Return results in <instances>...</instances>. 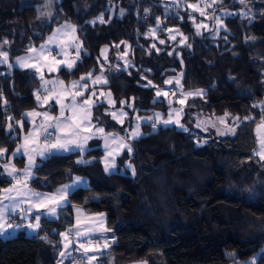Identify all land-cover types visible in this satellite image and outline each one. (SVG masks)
Wrapping results in <instances>:
<instances>
[{
  "label": "trees",
  "instance_id": "1",
  "mask_svg": "<svg viewBox=\"0 0 264 264\" xmlns=\"http://www.w3.org/2000/svg\"><path fill=\"white\" fill-rule=\"evenodd\" d=\"M180 1L184 5L194 0ZM116 2V15L109 20V7ZM221 9L247 15L225 18V29L216 35L198 33L187 7L180 10L152 0H61L35 33V6L26 0H0V50L7 51L12 62L40 46L62 23L77 26L84 47L81 64L73 71L60 69L58 77L69 83L89 72L96 76L104 65L108 83L99 88L110 91L115 108L127 116L119 123L109 106L98 101L92 108L93 122L105 133L123 137L132 149L129 153L122 148L113 173L105 171L104 151L96 142L84 154L39 160L28 184L35 191L56 193L77 176L87 179L88 186L69 194L57 219L42 217L36 234L22 230L9 239L0 237V264H58L60 233L74 238L77 209L107 215L112 242L95 264H245L254 257L255 264H264V160L256 155L255 132L264 122V0H220L215 12ZM102 14L107 18L103 23L96 20ZM158 27L163 44L147 37ZM170 34L180 38L171 42ZM183 37L187 39L182 44ZM126 44L127 65L118 59ZM103 47L110 49L108 62L100 59ZM148 81L154 87L147 86ZM40 88L34 70L0 66V148L7 149L0 157V198L14 184L3 165L29 131L25 113L45 109L35 95ZM197 91L204 95L187 96ZM184 95L188 122L227 113L236 133L215 139L159 122L154 129L156 115L167 118ZM17 121H23L22 128ZM137 123L141 134L131 138ZM14 161L19 168L25 164L22 157Z\"/></svg>",
  "mask_w": 264,
  "mask_h": 264
},
{
  "label": "snow or ice",
  "instance_id": "2",
  "mask_svg": "<svg viewBox=\"0 0 264 264\" xmlns=\"http://www.w3.org/2000/svg\"><path fill=\"white\" fill-rule=\"evenodd\" d=\"M246 0H239V3L245 4ZM53 3V0H47L46 7H50ZM213 3H215V0H213ZM211 4L204 3V8L211 7ZM187 7L192 8L194 11H198L201 16H206V12L200 7L199 4H189ZM47 13L41 12V15H46ZM121 14H123V10H121ZM244 15H247V13H244ZM100 22L103 23V17L101 16ZM217 23L222 25V21L219 17H216ZM202 25L197 24V31L199 32V29ZM203 27H207V25H203ZM76 28L75 26H72L70 24H65L61 28H58L56 32L53 33L52 36L49 37L48 43L51 44L53 42H58L57 37L63 34L65 37H67L70 33H75ZM153 32L155 29L152 30ZM168 31L171 33L172 30L168 29ZM171 39L175 40L176 37L173 35L171 36ZM187 37H184L183 40L180 41V43H184V40H186ZM4 44H8V41L5 40L3 42ZM160 43H165L164 40H160ZM60 46V54L63 57L62 59H57L55 56H52L51 62L48 66V71H57L59 69V66L63 65L67 69L71 70L79 61L80 59V52L81 48L78 46V44L72 43L71 40H65L64 42L59 43ZM155 48V45H153ZM69 48L74 50L75 52V59H72L69 61L68 56L70 55ZM159 49H157L158 51ZM29 52L35 53V56H25V57H18L16 59V63L21 67H27L30 69H33L36 73L39 74L40 80L43 82L41 85V89L38 90L35 95L38 101H40V91H43L45 93L44 100L51 102L52 100H55V103L60 106V113L59 116H50L48 112H29L26 115L29 117H36L40 116L43 117L44 120L49 121V123L44 124L41 123L40 125H33V131L29 135H26L24 137V142L15 149V153L13 155L23 152L24 155L27 156V164L23 169H17L14 164H11L9 162L4 163L3 167L5 171L7 172V175L12 178V180L15 181L14 184H12L11 187L5 188L3 191L5 195L0 198V235H3L8 231L9 228L12 227H20L19 224L13 225L9 222V215L6 209L9 208V205L4 204L5 200L10 201H18L11 205L12 209L15 211L16 209H19L21 213L26 214L25 216H22V218H31L34 220V223H29L28 227L33 229H38L40 227V216L36 215L34 217H31V212L33 209H35L37 212L41 209L46 210L48 214L55 216L57 213V209L60 207L61 203L66 201L67 195H68V189L72 187V185H63L60 189L57 190L56 193L53 194H44L39 192H34L31 190L28 186V180L32 177V169H34L36 165V157H46L54 153L55 151H68L71 147L75 146L79 148L81 151L84 150V144L88 139H90V136H81L82 131H86L88 128L92 127L91 125V107L94 106L96 101L92 100L91 97H95L97 95L96 91H91V95L88 97H83L82 101L80 103H77V97L82 96L84 91L88 90V84L87 81L91 80L93 73L89 72L86 76H81L79 81H73L71 82V85L69 87L64 86V81L62 80H46L44 78V74L42 71V68L38 66V64L41 62V60H47L48 56L51 55V49L47 47V45H41L39 50L36 48H30L28 50ZM105 52L107 49L104 50ZM47 53V55H46ZM103 55V52H102ZM105 59L107 57L105 56ZM26 61H35L34 63H25ZM8 63V52L0 50V64H6ZM9 67H12L11 64H8ZM101 74L96 76L94 80H92V84H106L107 80L103 76V66H101L100 69ZM83 82V83H81ZM165 83L170 84L172 81H165ZM176 84H179V80H176ZM46 85H51L52 87H46ZM57 85H60V88L57 89ZM147 86H153L151 81H148ZM154 87V86H153ZM55 93V95H53ZM162 93V90H157L156 95L160 96ZM165 96H167V93H163ZM101 96L104 95L103 92L100 93ZM188 96L197 95V96H203L204 93L202 91H197L195 93H187ZM62 97L64 99H68V103L64 104L61 102ZM108 103L114 104L115 102L111 100V94H108ZM6 102V101H5ZM122 103H126V101H122ZM179 103H183V100L179 101ZM41 106H44V102H41ZM255 106V105H254ZM71 112L70 116H66L65 113ZM183 109L179 110H173L168 114V119L162 120L160 122L167 124L175 123L176 125L180 126L181 128L184 127L183 124L180 123V121L173 120V115L179 116ZM82 113V114H80ZM110 115L113 116V118H116V112H110ZM121 115H127L126 113L121 112ZM229 114L225 113V116ZM11 119V117H9ZM139 117H137V120L139 121ZM148 120H152V117H148ZM237 121L240 119L239 117L235 118ZM245 119H248L247 117ZM157 120H160V114H157ZM218 122L223 123V118H217ZM123 123V121H120ZM17 124L22 128L23 127V121H17ZM151 126L155 129L157 126V122L153 121ZM13 125L9 124L8 128L11 130ZM139 123L136 125V130H133L130 133L131 138H135L139 136L141 133L139 132ZM197 128L202 127L200 123L196 124ZM213 127H215V124H213ZM53 128L56 130L58 134L54 136L53 139L49 140L48 136L52 135L48 132V129ZM187 130V129H185ZM99 133H104V128L100 127L96 129ZM217 131L223 135L226 134L224 131H221L220 129H217ZM228 131H232V129H228ZM109 136L112 137L113 142L119 141V145L122 147L127 148L128 152L130 153L132 151L131 147L127 145L124 141L123 137H117L115 134H109ZM42 141V144H41ZM105 146L107 147L108 144V137H105ZM7 152V149L0 148V157H4ZM261 157L262 160H264V140H261V151L257 153ZM108 156H112V153L109 152ZM82 162V161H81ZM115 160L114 158L112 160H109L108 157L105 158V171H109L110 168H115ZM128 167L132 170L133 175L135 174V168L131 165V163L128 164ZM18 173H22V175H18ZM81 178L76 177L74 184H78L80 182ZM30 194V195H29ZM19 198V200H18ZM26 203L28 205V208L25 209L21 207V204ZM103 215V214H101ZM77 224H79V220H77ZM107 231V229H105ZM61 236L64 237L65 241H68L63 245V250L59 252V256L61 258L66 257L67 255H70L68 253V248L71 247V241L69 240V234L68 233H60ZM88 233L81 232L79 228L76 230V236L79 237H86ZM105 247H107V241H105L104 244ZM80 249L83 250V254L87 256V254L91 251H99V248H93L92 247V241L88 240L87 243H81ZM96 259L95 256H87V262L88 264H91L92 261ZM60 264V262H58Z\"/></svg>",
  "mask_w": 264,
  "mask_h": 264
},
{
  "label": "rangeland",
  "instance_id": "3",
  "mask_svg": "<svg viewBox=\"0 0 264 264\" xmlns=\"http://www.w3.org/2000/svg\"><path fill=\"white\" fill-rule=\"evenodd\" d=\"M219 2H220V0H215V3H213V0H194V1H187V3L184 4V7H187V5H189V4H199L200 7L206 12V16H202L204 19L199 21V20L196 19V16L200 15V13L198 11H194L192 8L187 7L189 9V12L191 13V20H192L196 30H197V27H196L197 24H201L202 25L200 27V29H199V32L197 31L198 33H201L203 31H214L215 34L217 35V33H220L222 30L225 29V24H224V19L225 18L233 17V16H236L238 14H241V13L243 14L244 13L242 10H234V9H221L218 13H216L215 12L216 11V4L219 3ZM45 3L46 2H44V3L40 2V0H26V4L34 5L38 9V13H39L38 19L34 22V24L32 26L33 27V31L35 33H39L41 31L43 25L48 21V19L50 17L49 13L47 12V7L45 6L47 3L46 4ZM178 3H179V1L177 3H175V5L174 4L173 5L171 4V5L174 8L179 9V8H181L180 7L181 3H179V4ZM204 3L211 4L212 6L208 7V8H204ZM116 6H117V2L115 3L114 6H110L109 7V9H110L109 20H111V19H113L115 17L116 9H117ZM41 12H44V13H47V14L42 16ZM211 14H214V18H215L212 21L210 20L212 17L209 16ZM101 16L103 17V21L104 22L107 21L106 16L102 14L96 19L98 22H100L99 18ZM216 17L220 18V20L222 21V25L223 26H221V24L217 23ZM65 24H70L72 26H75L73 23L64 22L61 25L57 26L53 30V32L48 35V37L44 40V42L41 43V45H47V47L51 49V55L48 56V59L47 60H43L42 59L41 62L38 64V66L42 68V71H43V74H44V78L46 80H62L60 77H58V72L60 71V69L66 68L65 66H63V65L59 66V69L57 71H52V72L48 71V66H49V64L51 62L52 56H55L57 59H62L63 58L61 56V54H60V46H59L60 42H64L65 40H71L72 43L78 44V46L81 48L80 59H79V61H77L76 65L72 69H75L76 67H78V65L80 66V64H81V57H82V54H83V51H84V47H83L80 35L78 33L77 26H75V28H76L75 33H70L67 37H65L63 34H61L60 36L57 37V41L58 42H53L51 44L48 43L49 37L52 36L53 33L56 32V30L58 28H61ZM203 25H207V27L205 28V27H203ZM156 31L157 30H155L153 33H150V35L157 34ZM158 40L160 41V40H163V39H158ZM40 46L34 47V48L39 50ZM129 47H130V45L126 44L124 46V49L122 50L121 54L118 57V59H120L125 65H127L129 63L128 60H127V55L130 53V51H129L130 48ZM105 49H107L106 52L104 51ZM3 51H5V50H3ZM69 52H70V55L68 56V59H69V61H71L72 59H75V52L71 48H69ZM102 52H103V55H102ZM109 53H110V49L108 47H103L101 52H100V55H101L100 59L104 60L105 62H108L107 59H108ZM35 55H36L35 53L28 52L27 54H25V55H23L21 57L35 56ZM46 55H47V53H46ZM105 56L107 57V59H105ZM34 62L35 61H26L25 63H34ZM8 64H11L12 67H9ZM0 66H5L8 69H11L13 67L20 68V69H30V68H27V67L19 66L16 63V60L12 62L10 60L9 56H8V63L0 64ZM102 66H103V73L108 71V69H106V67L104 65H102ZM38 76H39V74H38ZM84 76H86V75H84ZM79 80H74V81H79ZM71 82H73V81H70L69 83L64 81V86L66 88L69 87L71 85ZM42 83L43 82L41 81V85H42ZM81 83H83V82H81ZM46 87H49V85H46ZM59 88H60V85H57V89H59ZM88 91L89 90L83 92L84 93L83 97H87L86 94H87ZM42 92L43 91H40V96H42L41 99L44 98L43 97L44 93H42ZM98 92H100V93L103 92L104 95L101 96V95H99L100 94L99 93L95 97H91L92 100H94V101L97 100L96 103L98 101L106 103L109 106V109H108L109 113L110 112H116V118H114V119L118 120L119 123H121L120 121H123V123H124V120H125L127 115H121V112L126 113V111L124 109L115 108V103L114 104H109L108 103V98H109L108 94L109 93L111 94V100H113L115 102L112 93L110 91H102L101 89H99ZM164 93L168 94V89L164 90ZM90 95H91V92H90V94L88 96H90ZM185 96L186 95H184L179 100V101L183 100V103H179V101H177L178 105H174L170 109V112H172L174 109L175 110L183 109V111L181 112V114L179 116L173 115V120L175 121V120L178 119L180 121V123L184 125L183 128H181L180 126L176 125L175 123L165 125L164 123L160 122L162 120L168 119V117L165 118V119L160 118V120L156 121V122H159L160 125H162L164 127L175 126V127H177V129L182 130V131H191V130L195 129L196 131H198L200 133H204L206 135H211L215 139L226 137V136H233L236 133L235 127L231 126L227 122V118L225 116H223V117H207L205 120L199 121V123L202 125V127H200V128L196 127L197 123L188 122L186 119H184V113H185L184 112V101H185L184 98H185ZM78 98L79 97H77V99ZM170 100H171V98H170ZM171 102L175 103L176 101L172 100ZM217 118H223L224 122L223 123L218 122ZM213 124H215V127H213ZM185 129H187V130H185ZM217 129H220L221 131H224L226 134L221 135L217 131ZM228 129H232V131H228ZM255 132H256L257 141H258V149H257V152H256V155H257V153L261 151V140H264V122H262L259 125H257ZM257 156H259V155H257ZM115 165H116L115 168H110V170L107 171V172L108 173L116 172L117 164H115ZM80 178H81V180H80V182L78 184H74L75 179L72 182H70L68 184H65V185H72V187H70L68 189V193H72L73 191H75L78 188L87 187L88 186L87 179L82 178V177H80ZM13 182H15V181H13ZM34 192H38V191H34ZM4 195H5V193L3 191L2 195H1V198ZM18 200H19V198H18ZM16 202H18V201L14 202V201H10V200H5L4 204L9 205V208L6 209V211L8 212V215H9V222L11 224H13V225L19 224L20 227L9 228L6 233H4L3 235H0V237L3 238V239L12 238V237L16 236L22 230H26V232H27V234L29 236H32V235L36 234L38 232V230H39V228L38 229H33V228H29L28 227L29 223H34L33 219H31V218H22V216H25L26 214L21 213L19 211V209H16L15 211L12 209L11 205H13ZM64 205H66L65 202L61 203L59 208L63 207ZM21 207L27 209L28 205L26 203H24V204H21ZM59 208L57 209V213H56L55 216L48 214V212L46 210H43V209H41L38 212L35 209H33L32 212H31V217L39 215L40 216V220H41L42 217H46L48 219H57L58 218ZM101 214H103V215H101ZM77 220H79V224H77ZM75 223L76 224H75L74 238H71V236L69 235V240L71 241V247L68 248L67 251H68V253H70V255H67L64 258H61L59 256V262H60V264H77V262L74 259H76V260L77 259H81L84 263L88 264L87 256H95L96 259L91 262V264H95L97 262L98 258H100L103 254L106 253V251L108 250V247H109V243L112 242V240L108 239V235L110 234V230L107 227V215L105 213L89 214V213L85 212L82 209H77L76 212H75ZM77 228H79L81 230V232L88 233V235L86 237H79L78 238L76 236ZM105 229H107V231H105ZM68 234H69V232H68ZM88 240L92 241V247L93 248H99L100 250L99 251H91V252H89L87 254V256H85L83 254V250L80 249V244L81 243H85L86 244ZM105 241H107V245H108L107 247L104 246ZM67 242L68 241H65L64 237L62 236V249L60 251L63 250V245L65 243H67ZM256 260H257V257H254V258H252L251 260H249L245 264H255ZM111 264H114V261L111 262ZM232 264H237V263H232Z\"/></svg>",
  "mask_w": 264,
  "mask_h": 264
},
{
  "label": "crops",
  "instance_id": "4",
  "mask_svg": "<svg viewBox=\"0 0 264 264\" xmlns=\"http://www.w3.org/2000/svg\"><path fill=\"white\" fill-rule=\"evenodd\" d=\"M61 0H54L53 1V3L51 4V6L50 7H47V12L49 13V16H51V12H52V8H53V6L56 4V3H59ZM152 1H156V2H160L161 4H166V5H175V3H177L178 1H179V3H181V1L180 0H152ZM40 2H42V3H44V2H46L47 3V0H40ZM45 3V4H46ZM178 3V4H179ZM32 6H34V5H32ZM36 7V6H35ZM180 7L181 8H179L180 10H185V7H184V5L181 3V5H180ZM37 8V7H36ZM49 19H50V17H49ZM49 19H48V21H49ZM47 21V22H48ZM46 22V23H47ZM45 23V24H46ZM44 24V25H45ZM43 25V26H44ZM155 30H157L156 31V33L157 34H154V35H150V33H153V31L152 32H150L148 35H147V37L148 38H151V39H154V40H157V42L158 43H160V41L158 40V37H157V35H158V32H159V27L158 28H156ZM175 36L176 37V39L175 40H173V39H171V36ZM178 38H180V35L179 34H170L169 35V39L171 40V42H174V41H176ZM161 44V43H160ZM79 66V65H78ZM74 69H71L70 71H73ZM98 75H100V74H98ZM98 75H96V76H98ZM48 76V75H47ZM96 76H93L92 75V78H91V80H88L87 81V84H88V90L89 91H96V93L99 91V87H105L106 85H107V83H108V78H107V76L103 73V76L106 78V80H107V83L106 84H96V85H93L92 84V80H94L95 79V77ZM68 83V82H67ZM52 86L51 85H49V88H51ZM42 93H44V92H42ZM98 93H100V92H98ZM84 94V93H83ZM53 95H55V93H53ZM100 95V94H99ZM98 95V96H99ZM41 97L42 96H40V100H41V102H44V108L45 109H39V110H33V111H35V112H40V113H43V112H48L49 113V115L50 116H59V113H60V106L59 105H57L56 103H55V100H52L51 102H48V101H45L44 100V98L43 99H41ZM43 97H45V93L43 94ZM79 98L77 99V103H80L81 101H82V99H83V95L82 96H78ZM97 101V100H96ZM61 102L62 103H64V104H67L68 103V99H64L63 97H62V99H61ZM93 106L91 107V109H90V111H91V125H92V127H90V128H88L86 131H82L81 132V136L83 137V136H90L91 138L90 139H88L87 141H86V143L84 144V150L83 151H81L79 148H77V147H75V146H73V147H71L70 148V150H68V151H55L54 153H52L51 155H49V156H46V157H43V158H41V157H36V165L38 164V161L39 160H45V159H47V158H49V157H51V156H53V155H67V154H70V153H82V154H84V153H86L87 151H89L90 149H92L93 147H96V145L94 144L95 142H96V144L97 143H100L101 145H100V147H101V149L104 151V157L102 158V161H103V163L105 164V158L106 157H108V159L109 160H112L113 158H114V160H116V158L120 155V153H121V151H122V146H120L119 145V141L117 140V141H115V142H113V139H112V137L111 136H109V134H113V133H99L98 131H96V129H98L96 126H95V124H94V122H93ZM33 111H29V112H33ZM29 112H26L25 113V119L29 122V131L26 133V134H23L22 135V140H21V144L24 142V137L26 136V135H29L30 133H32V131H33V125L35 124V125H40L41 123H44V124H47V123H49V121H46V120H44L43 119V117H40V116H36V117H29V116H27L26 114L27 113H29ZM80 114H82V113H80ZM65 115L66 116H70L71 115V112H67L66 111V113H65ZM142 121H144V120H142ZM48 132L49 133H51L52 135H50V136H48V139L49 140H51V139H53L54 138V136L56 135V134H58L57 132H56V130L55 129H53V128H50V129H48ZM117 136V135H116ZM105 137H108V144H107V147L105 146ZM117 137H120V136H117ZM41 144H42V141H41ZM93 145H95V146H93ZM109 152H111L112 153V156H108V154H109ZM15 153V152H14ZM24 158V160H25V164H24V166L23 167H21V168H19V166L17 165V163L14 161V158ZM9 163H11V164H14L15 165V167L17 168V169H23L25 166H26V164H27V156L26 155H24L23 154V152H21V153H18V154H15V155H12V157L9 159ZM79 163H83V162H81V161H79ZM36 168V167H35ZM35 168L34 169H32V177H31V179L34 177V173H35ZM18 175H22V173H18ZM31 179H29L28 180V184L30 183V180ZM72 182V181H71ZM15 183V182H14ZM29 188L31 189V190H33V191H35L31 186H29ZM45 194V193H44ZM50 194H53V193H50ZM69 194L70 193H68V195H67V199H66V201H64L65 203H67L68 202V196H69Z\"/></svg>",
  "mask_w": 264,
  "mask_h": 264
},
{
  "label": "water",
  "instance_id": "5",
  "mask_svg": "<svg viewBox=\"0 0 264 264\" xmlns=\"http://www.w3.org/2000/svg\"><path fill=\"white\" fill-rule=\"evenodd\" d=\"M135 264H146V263H135Z\"/></svg>",
  "mask_w": 264,
  "mask_h": 264
}]
</instances>
